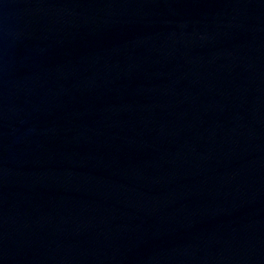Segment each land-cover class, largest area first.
<instances>
[{
    "label": "water",
    "instance_id": "obj_1",
    "mask_svg": "<svg viewBox=\"0 0 264 264\" xmlns=\"http://www.w3.org/2000/svg\"><path fill=\"white\" fill-rule=\"evenodd\" d=\"M0 264H264V0H0Z\"/></svg>",
    "mask_w": 264,
    "mask_h": 264
}]
</instances>
